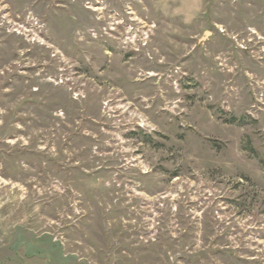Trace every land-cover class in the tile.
Instances as JSON below:
<instances>
[{
  "label": "rangeland",
  "instance_id": "374dc122",
  "mask_svg": "<svg viewBox=\"0 0 264 264\" xmlns=\"http://www.w3.org/2000/svg\"><path fill=\"white\" fill-rule=\"evenodd\" d=\"M0 264H264V0H0Z\"/></svg>",
  "mask_w": 264,
  "mask_h": 264
}]
</instances>
